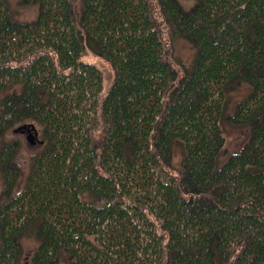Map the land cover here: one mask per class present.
Returning <instances> with one entry per match:
<instances>
[{"label": "trees", "instance_id": "obj_1", "mask_svg": "<svg viewBox=\"0 0 264 264\" xmlns=\"http://www.w3.org/2000/svg\"><path fill=\"white\" fill-rule=\"evenodd\" d=\"M23 2L33 21L0 0V136L35 120L46 143L17 194L19 144L0 147V264L33 224L32 264H264V0ZM88 49L115 70L105 95ZM225 120L247 137L223 159Z\"/></svg>", "mask_w": 264, "mask_h": 264}, {"label": "rangeland", "instance_id": "obj_2", "mask_svg": "<svg viewBox=\"0 0 264 264\" xmlns=\"http://www.w3.org/2000/svg\"><path fill=\"white\" fill-rule=\"evenodd\" d=\"M72 3L76 6V10L80 12L81 10V0H71ZM181 1L184 8H191L196 0H179ZM9 8L13 13L14 17L18 20L24 21H33L39 13V7L37 4H26L23 0H7ZM170 57L169 59L173 65L178 68L182 66H189L196 57V48L188 40L184 39L181 36H176L172 38L170 43ZM83 59L88 63H94L98 69L101 70L104 80V92L103 95L109 92L110 87L113 85L115 78V70L111 64L104 58L97 56L92 50L86 51ZM249 86L243 84L240 87H234L227 92L228 102L226 105V113L228 115L233 114L236 109V105L243 100L246 94L249 92ZM23 124H33L36 127V131H32L35 143L32 144L28 135L29 132H16L18 126ZM225 136L227 139L226 144V154L223 159L229 157L235 152L239 151V148L244 144L247 137V129L243 128L235 121L225 120L224 121ZM17 141L19 144V150L16 155L17 162L20 164L21 175L19 182L16 188L12 191V194H17L27 183L28 178L31 173V167L36 157L40 152L45 148V136H43V126L35 120H28L26 122L17 123L16 126L7 130L6 134L0 136V147L7 142ZM175 154L173 157V163L175 167L180 166V160L182 156L181 148H175ZM5 181H3V173L0 170V204L6 199V193L4 192ZM36 226L33 224L28 229H25L22 232L21 245H23V258L20 264H32V254L40 246V241L38 235L36 234ZM67 259V256H64L62 262L63 264Z\"/></svg>", "mask_w": 264, "mask_h": 264}, {"label": "water", "instance_id": "obj_3", "mask_svg": "<svg viewBox=\"0 0 264 264\" xmlns=\"http://www.w3.org/2000/svg\"><path fill=\"white\" fill-rule=\"evenodd\" d=\"M29 132L28 139L29 141L34 144L35 140L32 135V131H36V127L33 124H23L17 127L16 132Z\"/></svg>", "mask_w": 264, "mask_h": 264}]
</instances>
